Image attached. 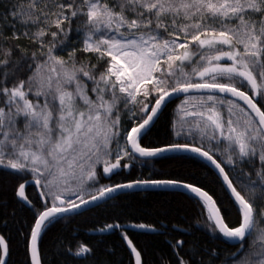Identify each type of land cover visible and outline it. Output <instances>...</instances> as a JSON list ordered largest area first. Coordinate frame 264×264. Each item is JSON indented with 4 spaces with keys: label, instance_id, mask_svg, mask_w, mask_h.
Returning <instances> with one entry per match:
<instances>
[{
    "label": "trees",
    "instance_id": "1",
    "mask_svg": "<svg viewBox=\"0 0 264 264\" xmlns=\"http://www.w3.org/2000/svg\"><path fill=\"white\" fill-rule=\"evenodd\" d=\"M105 21L109 28L99 33L105 29L108 35L110 27L121 25L125 31L174 43L176 59L161 61L158 80L134 99L119 92L107 76L111 60L96 46L99 35L94 28ZM263 33L264 0H0V236L7 244L6 264H31L32 230L46 208L62 209L131 182L167 181L199 188L212 198L229 229L240 228L239 207L199 158L181 153L141 160L129 150L119 157L117 148L145 120V110L172 90L211 83L251 91L237 73L244 58L238 42L260 41ZM262 46L243 65L258 84L252 99L264 115ZM209 67L213 71L199 77ZM63 92L69 93L76 114L87 115L91 107L107 102L113 136L106 149L81 148L82 154L71 159L74 167L61 180L51 171L44 174L21 164L30 156L50 159V145H42L32 133L34 126L41 128L34 119L39 110L57 106L56 96ZM182 103L186 107L179 110ZM26 104L31 112L23 108ZM54 130L56 138L59 135L57 127L51 129L53 155L58 142L51 137ZM138 145L144 150L190 146L209 154L250 206L252 219L244 241L229 245L205 205L192 195L135 191L80 214L49 219L38 240L41 264H136L128 243L142 264H264V136L246 108L215 95L179 98L164 108ZM55 148L62 156L64 152ZM30 178L39 181L45 204L33 185L25 190L26 204L18 200L19 186ZM81 186L85 194L78 198L80 193L70 190ZM60 191L68 194L59 198Z\"/></svg>",
    "mask_w": 264,
    "mask_h": 264
},
{
    "label": "rangeland",
    "instance_id": "2",
    "mask_svg": "<svg viewBox=\"0 0 264 264\" xmlns=\"http://www.w3.org/2000/svg\"><path fill=\"white\" fill-rule=\"evenodd\" d=\"M92 15L96 17L98 13L92 11ZM94 20H96V18H94ZM97 23H99V25L94 28L99 35V43L96 46L102 49L111 60L110 66L107 70V76L109 79H112V82L117 86V90L125 94L129 99H134L138 93L140 94L144 91H142L144 86L158 80L156 74H160L162 70L160 65L161 61L168 60V62H173V60L176 59L175 56H172L174 43L165 42L157 36L150 34L125 31L122 27H120L121 25L110 27V31H107L108 35H106V30L103 29L102 34L99 33V31L102 27L109 28V23L106 21L104 23ZM258 39H260V41L254 39L248 40L247 42L241 41L243 44L236 41L240 44V46H243L241 56L244 58H242L241 63L245 64L244 62L246 60L253 57L259 51L260 46L263 44H260L259 42H264V33L262 34V38ZM210 41L212 42L214 40H206L209 44ZM86 46L89 48L92 46L91 39L87 40ZM243 64L238 63L239 68L243 67L237 71L239 75L242 71H247V68L245 69ZM213 69L214 68L209 67L201 72L199 77H201L204 73L212 72ZM76 93L78 92L76 91ZM69 97V93L63 92L61 94H57L56 99L58 105H54L53 107L50 106L51 109L43 111L39 110L40 112L34 119L36 123L41 124V128L38 130V127L34 126L33 128L35 131H32V133L38 137L39 142L42 141V145H47V143L50 145L48 148V155L49 152L51 153L50 159H45L42 156L37 158L33 156L28 158L25 157L28 160L25 165L23 163L21 164L22 167H35L36 169L43 171L44 174L51 171L49 172L50 174L52 173L54 175L55 173L56 176L62 180L65 173L70 170L71 167H74L71 165V159L80 156L84 147L86 150L90 149L91 146L94 148L101 146L102 149H106L107 144L110 143L113 136L112 128H110V120L108 118V116H111L108 103L100 102L98 108L91 107L87 115L83 112L76 114L72 100ZM98 98V100L101 99L100 97ZM86 101V103L90 102L88 99ZM183 107H186L185 103L180 104L179 110ZM23 108H26L27 112L32 111L28 107V104H26V106L23 105ZM102 115L104 117H101ZM56 127L59 130V135L56 138L54 130V136L51 137L58 141L57 145L55 143L54 144L55 147L62 150L61 152H64L62 156L59 154L60 152L56 150L54 145V155L50 150L51 145L53 144V142H49L50 131ZM129 132L123 138V145L119 144V150L117 148L119 157H123L125 150H128ZM66 157H69L67 162L65 160L67 159ZM15 162L20 163L18 160ZM38 170L36 171L40 172ZM55 182L57 183L58 180H55ZM45 183L51 184L52 179H50V182L46 181ZM70 191L80 193L78 198L83 197L85 194V189L83 187L79 189L75 188ZM59 194V198H64L63 196L68 193L66 191H60Z\"/></svg>",
    "mask_w": 264,
    "mask_h": 264
},
{
    "label": "water",
    "instance_id": "3",
    "mask_svg": "<svg viewBox=\"0 0 264 264\" xmlns=\"http://www.w3.org/2000/svg\"><path fill=\"white\" fill-rule=\"evenodd\" d=\"M241 77L247 83H249V85L253 90L254 97H256L258 95V86L254 77L246 71L241 72ZM201 94L221 96L238 102L249 111V113L254 118L255 122L259 126L264 136V115L257 107L254 100L248 94H246L245 92L239 89L229 86L195 84V85L182 86L178 89L172 90L162 95L161 97H159V99L156 101V103L154 104V106L151 108L150 111L146 109L145 113L147 114V116L145 120L142 123H140L138 126H136L133 130H131L129 133L128 150L133 154L135 158L141 160H151L166 155L181 154V153L190 154L202 160L219 177L228 195L239 207L242 214V223L240 229L239 230L229 229L225 225L221 213L218 207L216 206V204L214 203V201L212 200V198L205 191L199 188L182 183L167 182V181L131 182V183H126V184L106 188L98 192L97 194L90 196L89 198H86L78 203H75L71 206L62 209L50 207L42 211L35 222L29 242V256H30L31 264H41L38 253V240L45 224L49 219L53 217H69L76 214H80L95 206L103 204L104 202L113 199L120 194L135 192V191H148V190L175 191L196 197L205 205L208 215L213 225L215 226L216 230L220 234V236L229 245L232 246L240 245L244 241V238L247 235L250 228V223L252 219L250 206L236 193L222 167L209 154H207L206 152L200 149L190 146H170L155 150H144L140 148L138 145V140L141 137V135L156 121V119L159 117L161 112L169 103L185 96L201 95ZM32 185L35 186V189L37 191L40 200L43 202V204H45V199L41 191L40 183L38 180L33 178L26 180L19 186L16 193L18 200L26 204L25 190L28 186H32ZM133 230L140 231L141 228H133ZM128 248L134 257L136 264H142L140 255L129 243H128ZM0 249H1L0 264H6L8 258L7 244L1 236H0ZM241 250L242 248H240L237 251L236 255L239 254Z\"/></svg>",
    "mask_w": 264,
    "mask_h": 264
},
{
    "label": "flooded vegetation",
    "instance_id": "4",
    "mask_svg": "<svg viewBox=\"0 0 264 264\" xmlns=\"http://www.w3.org/2000/svg\"><path fill=\"white\" fill-rule=\"evenodd\" d=\"M257 83V82H256ZM248 84V83H247ZM249 85V84H248ZM250 86V85H249ZM257 86H258V84H257ZM250 90L252 91V89H251V87H250ZM251 91H249V92H245L246 94H248L251 98L253 97V92H251ZM109 167L110 166H108V169H109Z\"/></svg>",
    "mask_w": 264,
    "mask_h": 264
}]
</instances>
